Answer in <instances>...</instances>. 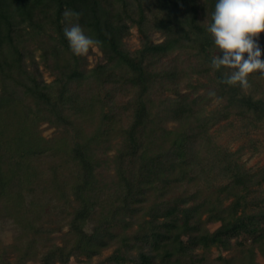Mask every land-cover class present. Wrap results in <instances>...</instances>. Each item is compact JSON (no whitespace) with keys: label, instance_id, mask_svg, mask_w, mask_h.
Segmentation results:
<instances>
[{"label":"trees","instance_id":"trees-1","mask_svg":"<svg viewBox=\"0 0 264 264\" xmlns=\"http://www.w3.org/2000/svg\"><path fill=\"white\" fill-rule=\"evenodd\" d=\"M132 1L140 7L147 0ZM156 2L164 11L157 23L164 40L153 44L145 36L142 48L129 54L120 49L128 35L126 21H134L127 12L130 5L127 0H0V201L7 215L25 229V235L36 232L34 225L42 208L34 197L28 202L25 200V194L32 193L39 185L31 159L51 151L61 152L75 169L67 182L56 177L52 180V187L59 192L58 201L63 200L72 212L67 213L66 240L61 246L51 244L41 264H52L54 259L59 262L74 255L87 259L99 255L109 247L111 239L104 237L114 224L121 225L118 236L122 245L117 253L123 246L124 255L131 250L134 237L126 231L136 224L134 234L145 246L140 250L141 261L160 259L165 263L177 255L175 264H182L184 255L197 248H225L231 239L258 231L259 223L254 218L264 217V196L257 198L258 205L263 204L258 215L247 214L246 210L249 203H254L250 202L254 197L252 186L264 182V170L244 171L227 161L222 169L229 174V181L216 188L214 201L208 198L202 204L188 205L195 198L193 195H166L172 183L192 179L189 175L200 163L198 145L211 126L229 115L224 112L203 118V107L198 105L201 97L182 94L176 89L182 77L188 75V81L193 75L207 78V82L189 84V88L220 93L219 97L227 101L228 107H237L238 117H250L255 104L239 84L230 86L221 82L230 73L228 68L214 70L211 66L215 55L222 58L207 31L216 0ZM65 10L80 13L78 23L85 34L100 41L97 48L103 54L104 64L87 70L85 58L73 54L63 32L67 26L63 18ZM33 43L41 51V62L56 76L54 84L44 83L39 75L27 70L25 58L28 56L36 68L28 51ZM174 49L179 51L178 57L192 51L193 56L203 59L181 67L177 57L171 66L160 68L161 59ZM261 51L264 55V48ZM261 77L253 73L248 79ZM154 85L174 87V90L165 87L163 90L174 92L175 98L159 100L154 109L152 104L148 105ZM126 88L133 89L134 95L122 109L131 107L133 123L120 130L121 148L111 160L106 156L109 147L99 157L100 141L110 142V134L116 132L113 98ZM107 104L111 111L105 114L103 107ZM97 113L100 115L98 127L84 134L82 126L91 123ZM188 117L192 120H185ZM169 119L179 121L181 128L166 129L163 124ZM41 122L61 128L65 135L72 129L73 144L65 135L55 141L45 140L37 131ZM109 161L114 165L113 176L97 175V169L101 168V173L108 170ZM43 189L48 190L47 186ZM227 199L232 201L225 207L223 200ZM204 213L213 215L214 221L220 224L218 235L202 230L200 216ZM89 221L95 224L88 234L85 227ZM184 237H187L185 242L175 243ZM35 243L32 239L26 248H33ZM252 244L257 245L264 257V234H257ZM254 254V248H248L239 259L240 264H255ZM118 260L128 262L123 255ZM223 264L231 263L224 260Z\"/></svg>","mask_w":264,"mask_h":264},{"label":"rangeland","instance_id":"rangeland-1","mask_svg":"<svg viewBox=\"0 0 264 264\" xmlns=\"http://www.w3.org/2000/svg\"><path fill=\"white\" fill-rule=\"evenodd\" d=\"M129 7L127 12L130 17L133 18V22L126 21L128 26V35L124 37L120 44V49L123 52L134 54L137 50L142 48L145 42V36H147L153 44H160L164 40V35L157 29V23L164 16V11L159 9L156 0L142 1L141 6L132 1L127 0ZM139 19H141L139 21ZM139 21V22H138ZM144 33V34H143ZM257 43H260L261 49L264 48V33L260 34ZM28 51L33 55L36 68L31 62L30 57L25 58V66L27 70L33 71L36 75H39V79L46 84H54L56 76L52 74L50 69L44 62H41L40 49L33 43L29 45ZM177 50L166 57L162 58L159 64L160 68H167L171 66L172 60L178 57ZM192 51L187 53L183 52L181 56L177 58V61L181 67H186L187 63L201 62L203 57L193 56ZM188 54H190L188 56ZM215 54V53H214ZM196 55V54H195ZM86 60V69L92 70L97 65L104 64L102 52L97 48L90 49L87 55L81 56ZM261 59H264L262 54ZM205 65V64H204ZM203 65V66H204ZM37 70V72L35 71ZM231 72L232 70L229 69ZM213 76V75H210ZM251 85L248 89H243L244 94H250L255 104V110L250 111V117L247 119L238 117L237 107H228L227 101L219 97L218 92H214V95L206 93L205 88L190 89L189 84L196 86L200 83L207 82V78L204 76H191V80L188 81V75L182 77L178 91L182 94H191L193 97H201L198 105L203 107V118L208 114L222 115L224 112H229L226 119H221L216 125L211 126L203 137L201 144L197 147V161L200 162L196 166V170L191 173V180L184 179L181 183H172L169 186V191L166 194L168 197L175 196H191L195 198L188 202L191 204H202L205 199L210 198L212 201L216 198V188L224 186L229 181V174L225 173L222 169L227 161L231 165H238L244 171L256 172L264 170V77L250 79ZM165 85L158 87L153 86L151 94L149 95L148 105L153 106L155 109L159 100L165 98L174 99L175 95L172 91L163 90ZM165 88L175 89L174 87L166 86ZM208 90H211L208 88ZM124 92V93H123ZM1 93V91H0ZM133 89L126 88L122 93H117L114 96V108L113 118L116 126V132L111 133L110 142L101 140L97 146V154H100L104 148L109 147L107 155L110 160L114 156L118 149L121 148V135L122 129L129 128L133 123V110H123L127 102L133 97ZM104 113H110L111 111L108 104L104 107ZM162 110V109H161ZM160 112V110H154ZM99 113L96 114L95 119L91 123H85L82 128L84 134L92 133L96 130L99 124ZM156 118H159L157 116ZM158 120V119H157ZM191 121L192 118L185 119ZM165 122V123H164ZM163 125L168 130H174L181 128V123L177 120L164 121ZM184 122V121H182ZM161 126V124H160ZM189 125H187L188 127ZM158 128V127H157ZM37 131L41 137L47 141H55L65 134L61 128H57L47 122H41L38 125ZM72 129H69L68 137L70 144H73ZM157 143V142H156ZM166 146H168L166 144ZM232 154L231 156H229ZM37 171L38 180L36 189L28 194H25V200L35 198L36 202L41 204L42 208L38 215V220L35 222V233L32 232L25 235V229L17 224L14 217L7 215L3 209V204L0 201V264H41L42 256L47 251V248L51 244L61 246L62 242L66 240L65 236L68 233L67 223L69 218L67 213L72 212L71 207L67 206L63 200L58 201V194L54 187H52V180L54 177L59 178L61 182H67L72 179L75 169L68 158L61 152H48L39 157L32 158L30 163ZM110 166L107 171H102L101 168L97 169V175L101 174L102 177L113 176L114 165L111 161L108 162ZM201 164V165H200ZM48 188L45 191L43 188ZM49 186V187H48ZM254 189V196L252 199L254 203H249L247 206V214H257L259 210L263 208L262 203H258L257 198L264 196V182L252 186ZM65 190H68V185H65ZM223 194L219 196L222 199ZM104 199V198H102ZM255 200V201H254ZM232 199L223 200V206H228ZM148 204H146L147 206ZM187 205V206H188ZM36 217V216H35ZM95 214L92 215V219H95ZM255 222H258V231L256 234H246L233 238L229 241L227 247H210L209 249L197 248L190 252L188 255H184L181 260L182 264H223L224 260H228L231 264H240L239 259L244 256V252L252 247L254 248V263L264 264V257L257 249V245L252 244V239L257 234H264V217L258 216L254 218ZM94 221L88 222L85 227V232L88 234L92 232ZM200 224L202 230L208 231L213 235H218L220 232V224L214 221L213 215L204 213L200 216ZM137 225L133 224L126 231L130 236L134 237L132 248L128 254L124 255L125 247H121L120 253L118 248L122 245V241L118 236L121 232V225L114 224L110 227L109 231L105 234L104 239L110 240L109 247L104 249L99 255L87 259L85 256L74 255L66 257L59 262L55 259L52 264H175L178 256H173L169 262L162 263L160 259L150 260L143 262L140 259V250L145 247L141 242L140 237L135 236ZM116 236L114 238H111ZM136 237V238H135ZM32 239L36 240L33 244V248H26L28 243ZM187 237L175 240V243L179 244L180 241L185 242ZM145 249V248H143ZM147 252V250H145ZM143 250V252H145ZM123 255L128 259L126 263H120V256Z\"/></svg>","mask_w":264,"mask_h":264},{"label":"clouds","instance_id":"clouds-1","mask_svg":"<svg viewBox=\"0 0 264 264\" xmlns=\"http://www.w3.org/2000/svg\"><path fill=\"white\" fill-rule=\"evenodd\" d=\"M63 18L67 22L63 32L74 55H87L90 49L100 45V41L86 35L78 23L80 13L65 10ZM211 20L207 31L218 52L222 53V58L220 55L213 57L212 68L232 70L222 83L250 88V75L259 73L264 77V59H261L262 51L257 43L264 33V0H216Z\"/></svg>","mask_w":264,"mask_h":264}]
</instances>
